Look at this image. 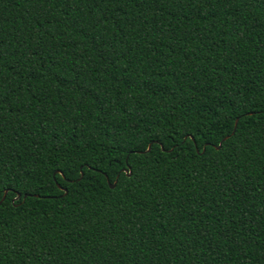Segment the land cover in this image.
Returning <instances> with one entry per match:
<instances>
[{"label":"trees","instance_id":"16d2710c","mask_svg":"<svg viewBox=\"0 0 264 264\" xmlns=\"http://www.w3.org/2000/svg\"><path fill=\"white\" fill-rule=\"evenodd\" d=\"M0 188V264H264V0H0Z\"/></svg>","mask_w":264,"mask_h":264},{"label":"snow or ice","instance_id":"6c2138e0","mask_svg":"<svg viewBox=\"0 0 264 264\" xmlns=\"http://www.w3.org/2000/svg\"><path fill=\"white\" fill-rule=\"evenodd\" d=\"M144 151H145V153L150 152L151 146L146 148ZM61 175H62V173H61ZM7 195H8V190L0 188V204L3 203V198L6 197Z\"/></svg>","mask_w":264,"mask_h":264},{"label":"water","instance_id":"95a60500","mask_svg":"<svg viewBox=\"0 0 264 264\" xmlns=\"http://www.w3.org/2000/svg\"><path fill=\"white\" fill-rule=\"evenodd\" d=\"M237 121H238V119H236L235 120V123H234V129H235V126H236V124H237ZM234 129H233V131H232V134H233V132H234ZM191 139H192V137L191 136H189ZM186 138V137H185ZM184 138V139H185ZM227 139V136L226 137H224L223 139H222V141H224V140H226ZM150 145H148V147H149ZM220 147V145H218L216 148L218 149ZM204 151V149L202 150V152ZM124 171H128V169H125ZM115 183L116 182H114L113 184H108L109 185V187L110 188H114V186H115ZM64 192H66L65 190H64ZM18 197V196H17ZM4 199V198H3Z\"/></svg>","mask_w":264,"mask_h":264}]
</instances>
